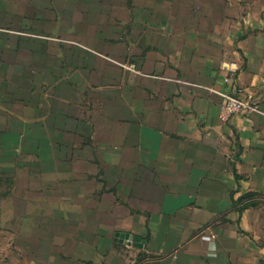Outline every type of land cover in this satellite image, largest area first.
<instances>
[{"label":"crops","instance_id":"obj_1","mask_svg":"<svg viewBox=\"0 0 264 264\" xmlns=\"http://www.w3.org/2000/svg\"><path fill=\"white\" fill-rule=\"evenodd\" d=\"M0 260L264 264V0H0Z\"/></svg>","mask_w":264,"mask_h":264},{"label":"built area","instance_id":"obj_2","mask_svg":"<svg viewBox=\"0 0 264 264\" xmlns=\"http://www.w3.org/2000/svg\"><path fill=\"white\" fill-rule=\"evenodd\" d=\"M228 75L222 77V81L228 82L230 76L233 75L235 67H232L231 64L226 65ZM222 98L223 102L219 106L218 117L221 121H225L228 117L233 114L240 112H258L263 114L258 108L257 105L253 102L250 95L240 96L236 93L234 89L230 92H217Z\"/></svg>","mask_w":264,"mask_h":264},{"label":"rangeland","instance_id":"obj_3","mask_svg":"<svg viewBox=\"0 0 264 264\" xmlns=\"http://www.w3.org/2000/svg\"><path fill=\"white\" fill-rule=\"evenodd\" d=\"M0 264H1V260H0Z\"/></svg>","mask_w":264,"mask_h":264}]
</instances>
